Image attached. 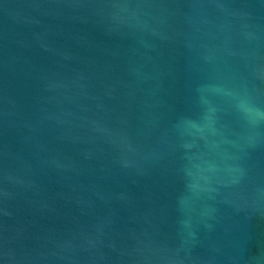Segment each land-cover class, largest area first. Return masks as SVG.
Here are the masks:
<instances>
[{
	"label": "water",
	"instance_id": "1",
	"mask_svg": "<svg viewBox=\"0 0 264 264\" xmlns=\"http://www.w3.org/2000/svg\"><path fill=\"white\" fill-rule=\"evenodd\" d=\"M0 264H264V0H0Z\"/></svg>",
	"mask_w": 264,
	"mask_h": 264
}]
</instances>
